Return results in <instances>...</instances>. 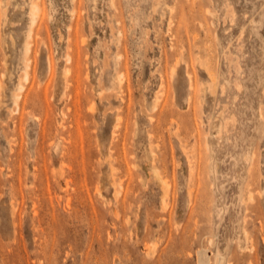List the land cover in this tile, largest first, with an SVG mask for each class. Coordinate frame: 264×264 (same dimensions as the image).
<instances>
[{"label":"rangeland","instance_id":"374dc122","mask_svg":"<svg viewBox=\"0 0 264 264\" xmlns=\"http://www.w3.org/2000/svg\"><path fill=\"white\" fill-rule=\"evenodd\" d=\"M0 264H264V0H0Z\"/></svg>","mask_w":264,"mask_h":264},{"label":"bare ground","instance_id":"6f19581e","mask_svg":"<svg viewBox=\"0 0 264 264\" xmlns=\"http://www.w3.org/2000/svg\"><path fill=\"white\" fill-rule=\"evenodd\" d=\"M32 13H34V12L32 11ZM31 15H32V14H31ZM36 15H37V14H33L34 19H36ZM33 16H32V17H33ZM32 17H30V18H32ZM33 22H34V21H33Z\"/></svg>","mask_w":264,"mask_h":264}]
</instances>
